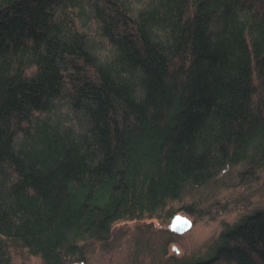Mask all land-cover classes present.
Returning <instances> with one entry per match:
<instances>
[{
  "label": "trees",
  "instance_id": "16d2710c",
  "mask_svg": "<svg viewBox=\"0 0 264 264\" xmlns=\"http://www.w3.org/2000/svg\"><path fill=\"white\" fill-rule=\"evenodd\" d=\"M235 165L264 169V0H0V264L83 262ZM207 254L264 264V207Z\"/></svg>",
  "mask_w": 264,
  "mask_h": 264
},
{
  "label": "rangeland",
  "instance_id": "374dc122",
  "mask_svg": "<svg viewBox=\"0 0 264 264\" xmlns=\"http://www.w3.org/2000/svg\"><path fill=\"white\" fill-rule=\"evenodd\" d=\"M244 169L230 167L216 181L193 189L154 217L114 222L109 239L86 243L84 261L74 264H183L206 258L223 228L264 207V169L257 167L242 176ZM178 213L192 221L182 234L168 229ZM11 257L13 264H41L24 249L13 250Z\"/></svg>",
  "mask_w": 264,
  "mask_h": 264
},
{
  "label": "water",
  "instance_id": "95a60500",
  "mask_svg": "<svg viewBox=\"0 0 264 264\" xmlns=\"http://www.w3.org/2000/svg\"><path fill=\"white\" fill-rule=\"evenodd\" d=\"M192 227V221L185 215L175 214L170 220L168 229L176 234H182Z\"/></svg>",
  "mask_w": 264,
  "mask_h": 264
}]
</instances>
